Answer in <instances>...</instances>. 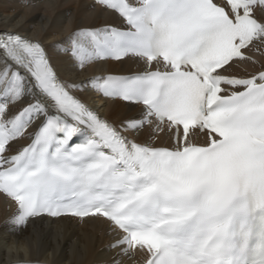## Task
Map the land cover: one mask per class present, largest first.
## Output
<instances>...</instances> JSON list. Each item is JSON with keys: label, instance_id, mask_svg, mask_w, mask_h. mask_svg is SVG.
<instances>
[{"label": "snow or ice", "instance_id": "snow-or-ice-1", "mask_svg": "<svg viewBox=\"0 0 264 264\" xmlns=\"http://www.w3.org/2000/svg\"><path fill=\"white\" fill-rule=\"evenodd\" d=\"M94 6L120 23L75 28L51 48L77 69L131 58L136 71L65 80L40 38L0 32V193L16 204L6 223L19 237L34 218H103L113 264L137 251L144 264H264V60L250 54L264 57V0ZM239 63L259 67L229 71ZM80 93L139 110L112 122Z\"/></svg>", "mask_w": 264, "mask_h": 264}, {"label": "bare ground", "instance_id": "bare-ground-1", "mask_svg": "<svg viewBox=\"0 0 264 264\" xmlns=\"http://www.w3.org/2000/svg\"><path fill=\"white\" fill-rule=\"evenodd\" d=\"M260 10L257 15H260ZM110 10L100 11L92 0H0V32H15L32 38H40L48 47L53 63L61 78L79 81L88 76L105 72H131L134 61L91 62L83 69L73 67L69 55L55 51L51 45L62 41L75 28L102 26L118 21ZM257 60H264L259 53H250ZM259 65L239 63L230 72L242 75L251 72ZM81 97L95 108L99 114L112 122L137 113V107H130L117 100L97 98L93 93H80ZM164 135L158 141H165ZM21 139L13 147L26 145ZM10 202L0 196V264L17 260L34 261L41 264H100L112 260L115 250L109 248L112 234L107 233L104 221L86 219L81 223L66 217L48 220L40 217L29 221L27 227L20 229V236L12 232L15 226L8 220L7 205ZM123 259L119 264H125Z\"/></svg>", "mask_w": 264, "mask_h": 264}]
</instances>
